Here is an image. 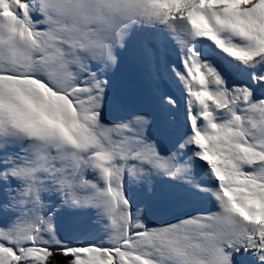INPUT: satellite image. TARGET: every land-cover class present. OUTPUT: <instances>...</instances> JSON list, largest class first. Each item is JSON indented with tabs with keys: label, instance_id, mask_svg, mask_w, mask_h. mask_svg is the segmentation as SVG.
<instances>
[{
	"label": "snow or ice",
	"instance_id": "1",
	"mask_svg": "<svg viewBox=\"0 0 264 264\" xmlns=\"http://www.w3.org/2000/svg\"><path fill=\"white\" fill-rule=\"evenodd\" d=\"M57 256L264 264V0H0V264Z\"/></svg>",
	"mask_w": 264,
	"mask_h": 264
},
{
	"label": "rangeland",
	"instance_id": "2",
	"mask_svg": "<svg viewBox=\"0 0 264 264\" xmlns=\"http://www.w3.org/2000/svg\"><path fill=\"white\" fill-rule=\"evenodd\" d=\"M138 94V95H137ZM136 95H137V100L139 101L138 102V105L139 106H144V107H147L148 106V98H147V94L146 92H144L142 89H138L137 92H136ZM143 101V102H142ZM142 102V103H141ZM140 103V104H139ZM147 103V104H146Z\"/></svg>",
	"mask_w": 264,
	"mask_h": 264
},
{
	"label": "trees",
	"instance_id": "3",
	"mask_svg": "<svg viewBox=\"0 0 264 264\" xmlns=\"http://www.w3.org/2000/svg\"><path fill=\"white\" fill-rule=\"evenodd\" d=\"M55 264H63V257H61V256H57V257H56Z\"/></svg>",
	"mask_w": 264,
	"mask_h": 264
},
{
	"label": "bare ground",
	"instance_id": "4",
	"mask_svg": "<svg viewBox=\"0 0 264 264\" xmlns=\"http://www.w3.org/2000/svg\"><path fill=\"white\" fill-rule=\"evenodd\" d=\"M165 87H166V85H165ZM137 95H138V94H137ZM137 95H136V96H137ZM138 102H139V101H138ZM142 102H143V101H142ZM142 102H141V103H142ZM139 104H140V103H139ZM146 104H147V103H146Z\"/></svg>",
	"mask_w": 264,
	"mask_h": 264
}]
</instances>
